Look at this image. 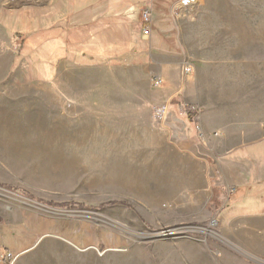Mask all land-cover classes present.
<instances>
[{
	"label": "rangeland",
	"instance_id": "obj_1",
	"mask_svg": "<svg viewBox=\"0 0 264 264\" xmlns=\"http://www.w3.org/2000/svg\"><path fill=\"white\" fill-rule=\"evenodd\" d=\"M178 1L144 5L171 38L164 51L217 39L219 50L264 59V0H200L195 14L176 15ZM3 25L0 264H264L226 237L219 220L264 210V200H234L235 185L216 176L195 122L186 123L181 86L168 90L135 48L105 57L113 50L107 36L90 67L70 63L57 75L59 60L40 70L30 54L14 66L26 35L14 31L28 24L5 17ZM139 38L151 41L142 29ZM176 137L193 143L205 174L182 159Z\"/></svg>",
	"mask_w": 264,
	"mask_h": 264
},
{
	"label": "crops",
	"instance_id": "obj_2",
	"mask_svg": "<svg viewBox=\"0 0 264 264\" xmlns=\"http://www.w3.org/2000/svg\"><path fill=\"white\" fill-rule=\"evenodd\" d=\"M58 1L0 0V13L2 9L13 12L24 8H48ZM78 1L74 0L70 6L71 27L82 21L79 19L82 9L76 6ZM116 1L101 0V6L96 8L97 14L100 12L105 17L116 11L120 13V0ZM151 1L137 5V22L141 23V8ZM111 3L118 6L112 8ZM87 4L89 6V1ZM8 30L0 22L2 50L6 49ZM170 39L165 36V40ZM152 41L153 37L150 43ZM204 42L195 51H189L184 42L181 54L152 46L150 52L133 51L140 64L150 60V71L168 83V90L181 86L176 94L182 97L186 110L198 112L194 122L199 143L213 157L216 176L223 178L226 184L235 185L234 200L241 201L247 195H253L258 201L264 200V59L254 55L239 56L233 50H219L222 41L217 39ZM66 48L67 57L59 60L57 75L70 63H88L82 65L85 67L93 65L90 59L93 61L94 58L88 54L70 53L68 46ZM177 74L181 82L173 80ZM174 140L187 151L177 156L181 155L190 168L199 169V174H205L206 163L189 150L194 147L193 143L178 137ZM219 218L226 237L250 255L264 258V210L237 211L229 215L220 213Z\"/></svg>",
	"mask_w": 264,
	"mask_h": 264
},
{
	"label": "trees",
	"instance_id": "obj_3",
	"mask_svg": "<svg viewBox=\"0 0 264 264\" xmlns=\"http://www.w3.org/2000/svg\"><path fill=\"white\" fill-rule=\"evenodd\" d=\"M88 1L91 4L89 6ZM88 1L79 0L76 3V6L82 9L79 13V19L82 21L81 24L75 23L73 27H71L70 6L72 2L75 3L74 0H59L55 5L42 9L24 8L13 12L2 9L0 13L1 23L4 24L5 17H11L26 22V25L28 24L27 30L14 31L19 37L26 34L20 51L14 60V66L18 65L29 54L33 56L32 68L38 67L42 70L50 65L54 66L55 63H52L54 60L58 61L67 57L66 46H68L70 53L81 52L95 58L102 54L105 49L104 37L106 36L112 41L110 46L113 49L111 54L105 56L107 58L122 55L132 48H135L137 52L148 51L151 46L164 50L165 36L161 31L162 28L157 25L153 24V30L157 32L156 42L145 43L139 38L142 24L137 22V5L146 3L148 0H120V13L116 11L105 17L100 12L97 14L96 11L97 6H101V0H96L97 3H94V0ZM111 1L113 3L118 2L109 0V3ZM111 6L113 8L118 5L111 3ZM167 18L165 17L166 20ZM114 50H117L118 54H114ZM168 51L179 53L181 49L176 42V46ZM54 74L39 76V78L46 81L51 80ZM197 115V111H187L185 113L186 123L191 126ZM13 240H11V245L16 246L17 243L15 244ZM28 245L26 244L25 247Z\"/></svg>",
	"mask_w": 264,
	"mask_h": 264
},
{
	"label": "built area",
	"instance_id": "obj_4",
	"mask_svg": "<svg viewBox=\"0 0 264 264\" xmlns=\"http://www.w3.org/2000/svg\"><path fill=\"white\" fill-rule=\"evenodd\" d=\"M200 0H179L175 5L174 13L188 11L195 14ZM154 8L153 5H146L141 8L142 36L145 40H150L153 32ZM162 80L157 79L156 83L160 84ZM6 257L10 259L12 253L6 251Z\"/></svg>",
	"mask_w": 264,
	"mask_h": 264
}]
</instances>
